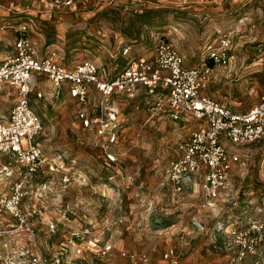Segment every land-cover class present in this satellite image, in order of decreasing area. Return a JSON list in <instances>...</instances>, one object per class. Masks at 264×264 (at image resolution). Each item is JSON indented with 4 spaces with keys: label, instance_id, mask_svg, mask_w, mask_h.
<instances>
[{
    "label": "rangeland",
    "instance_id": "1",
    "mask_svg": "<svg viewBox=\"0 0 264 264\" xmlns=\"http://www.w3.org/2000/svg\"><path fill=\"white\" fill-rule=\"evenodd\" d=\"M0 6H12L16 13L8 18L14 23L35 16L29 35L38 49L67 65L90 59L99 72L110 74L130 59L149 55L161 38L200 62L208 46L229 35V62L215 66L201 92L239 111L264 95V0H0ZM145 10L152 12L150 23L135 16ZM32 82L30 102L43 126L36 137L43 155L24 187L22 206L38 228L45 254L52 255L72 236L70 230L87 229L100 243L110 241L111 252L70 253L62 264H140L122 250L143 251L155 264H165L161 254L168 246L177 249L179 264H233L227 229L264 220L263 145L228 143L241 155L229 175L230 197L203 209L209 198L196 194L200 184L194 189L187 184L179 194L162 186L167 162L195 125L193 118L175 120L167 114L165 90L114 93L107 104L95 92L83 103L42 74L34 73ZM15 99L12 86H0V114L6 115ZM85 107L90 116L112 109L116 140L108 142L81 126L78 111ZM65 173L70 180L63 186ZM20 174L18 165L0 153V194L8 193ZM194 180L200 183L202 174ZM11 256L10 250L0 251V261ZM263 262L258 254L235 264Z\"/></svg>",
    "mask_w": 264,
    "mask_h": 264
},
{
    "label": "built area",
    "instance_id": "2",
    "mask_svg": "<svg viewBox=\"0 0 264 264\" xmlns=\"http://www.w3.org/2000/svg\"><path fill=\"white\" fill-rule=\"evenodd\" d=\"M9 27H15L17 34L13 50L0 58V86H12L16 99L7 115L0 116V153L15 162L21 174L8 193L0 194V214L11 217L15 230L23 232L29 243L13 247V256L2 258V264H62L70 253L79 255L87 250L103 256L113 249L110 241L100 243L98 236H88L84 230L74 231L72 236L61 241L52 255L45 254L38 244V231L22 206L24 187L43 155L36 141L43 126L30 102L34 73L44 74L58 89L67 88L83 103L88 98L90 84L100 92L105 104L112 93L133 95L139 85L149 93L165 90L166 108L173 119L199 121V125L178 142L177 155L165 166L162 186L170 187L173 194L181 193L193 177L202 174L201 192L210 199H227L230 197L229 175L241 156L228 150L223 141L264 146V95L248 110L239 111L201 92L215 66L229 62V35L221 36L217 46H208L200 62L192 66H185L183 56L172 42L161 38L155 43L151 58L130 59L117 74L104 79L99 75L97 64L90 59L68 67L57 62L53 52L38 57L26 33L27 25L12 20L0 23V30ZM106 112L90 116L85 109H80L78 118L82 126L92 128L112 142L116 140L117 122L112 109ZM69 180L65 173L61 181L66 184ZM48 226L52 229L54 223L50 221ZM225 244L234 248L233 264L247 255L259 254L264 261V220H251L245 227L231 225L226 232ZM120 253L133 262L155 264L143 251L136 254L122 250ZM161 258L165 264H179V254L173 246L164 248Z\"/></svg>",
    "mask_w": 264,
    "mask_h": 264
},
{
    "label": "crops",
    "instance_id": "3",
    "mask_svg": "<svg viewBox=\"0 0 264 264\" xmlns=\"http://www.w3.org/2000/svg\"><path fill=\"white\" fill-rule=\"evenodd\" d=\"M24 11H28V10H24ZM10 12H13V13H16V12H14V9L12 10V6L11 7H9V6H6V7H4V6H0V23H2V22H4V21H6V20H11V18H8V16L10 15ZM28 17V20H26V19H21V20H18L17 22H16V24H18V23H25L26 25H27V35L30 37V39L32 40V37L29 35V32H30V28H29V26H30V20H33L34 21V19H35V16L34 15H31V16H27ZM16 34H17V32H16V28L15 27H9V28H5L4 30H0V58H4L8 53H10L12 50H13V41H14V39H15V37H16ZM32 42H33V44H34V46H35V43H34V40H32ZM173 44V43H172ZM174 45V44H173ZM175 46V45H174ZM176 47V49L178 50V52L183 56V63H184V65L185 66H192V65H194V64H196V63H198L197 62V59H198V56H189L190 58H188V56H187V53H185L183 50H181L179 47H177V46H175ZM35 51H36V55L38 56V57H41V56H44V55H46L47 54V52H43L42 50H40V49H38L36 46H35ZM202 52V51H201ZM197 53V52H196ZM152 55H153V50H152V52L149 54V55H145V57L146 58H151L152 57ZM141 56H144V55H141ZM55 59V58H54ZM57 62H59V63H61V64H63V65H65V66H68V67H73L74 65H67V64H65V63H63V62H61V61H59L57 58L55 59ZM98 66V65H97ZM123 68V67H122ZM121 68V69H122ZM120 69V70H121ZM119 70V71H120ZM119 71H117L116 73H113V74H110V72H108V73H106V72H99V67H98V72H99V75H100V77L101 78H104V79H107V78H111L112 76H114L115 74H117ZM37 74V73H36ZM42 76H45L44 74H42ZM46 77V76H45ZM47 78V77H46ZM48 79V78H47ZM139 87H143L142 85H139L138 86V88ZM137 88V89H138ZM144 88V87H143ZM64 90V89H66V90H68L67 88H65V87H62V88H60V89H57L58 91H60V90ZM145 89V88H144ZM145 91H147L146 89H145ZM68 92H69V90H68ZM98 93V94H100V92L95 88V86L94 85H92V84H90L89 86H88V94H93V93ZM114 93H121V92H114ZM114 93H112L111 94V96L114 94ZM69 94H70V92H69ZM207 95V94H206ZM72 96V95H71ZM209 96V95H208ZM74 97V96H73ZM76 98V97H75ZM78 100V99H77ZM86 111H87V113H88V115H89V112H88V110H87V108L85 107L84 108ZM9 112V111H8ZM167 114H169L168 113V111H167ZM7 115V114H6ZM6 115H4V114H0V116H6ZM179 120H182V121H190V119L189 118H181V119H179ZM192 120V119H191ZM194 121H195V125L192 127V128H195V127H197L198 125H199V121L198 120H196V119H193ZM82 126V125H81ZM82 127H84V126H82ZM84 128H86V127H84ZM191 128V129H192ZM38 144H39V142H37ZM223 143L226 145V147H227V145H228V143H230V142H228V141H226V140H224L223 141ZM231 144V143H230ZM248 144H251V143H248ZM254 144H258V143H254ZM40 145V144H39ZM261 145V144H260ZM41 147V146H40ZM228 150H230L229 148H227ZM231 151V150H230ZM231 152H234V151H231ZM239 153V152H238ZM241 156V155H240ZM240 162H241V160H240ZM239 163V162H238ZM237 164V163H236ZM235 165V164H234ZM50 167H53L51 164H50ZM201 175V174H200ZM195 179V177H193V179L189 182V185L190 186H192L193 187V189H194V186H197V187H199V181H196V180H194ZM201 182V181H200ZM63 183V182H62ZM63 186H65L66 184H62ZM197 193L196 194H201V195H203L204 193H202L200 190H199V188H197ZM204 196H206L205 194H204ZM207 197V196H206ZM208 198V197H207ZM209 200H211L210 198H209ZM207 201V203H202L203 205L201 206V207H203V209H207L208 207H210L209 205H210V203H213L214 201L213 200H216V199H212V201ZM46 223H48V220L46 221ZM35 228H37L36 226H35ZM38 229V228H37ZM36 229V230H37ZM38 231V230H37ZM84 231H88L87 229H85ZM74 232V230H70L69 231V233H73ZM72 235V234H71ZM22 240H21V239ZM29 242H28V240H27V236L23 233V232H20V231H18V230H15V222H14V220L11 218V217H9L7 214H5L4 213V215L3 214H0V251H3V250H5V251H8V250H10L11 252H12V250H13V247H15L16 245H19V244H28Z\"/></svg>",
    "mask_w": 264,
    "mask_h": 264
},
{
    "label": "trees",
    "instance_id": "4",
    "mask_svg": "<svg viewBox=\"0 0 264 264\" xmlns=\"http://www.w3.org/2000/svg\"><path fill=\"white\" fill-rule=\"evenodd\" d=\"M151 13V10H145L144 12H138L137 14H135V16L140 18V20L138 19L140 23H150V20L153 17ZM157 92L154 93L157 94Z\"/></svg>",
    "mask_w": 264,
    "mask_h": 264
}]
</instances>
